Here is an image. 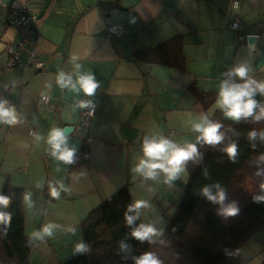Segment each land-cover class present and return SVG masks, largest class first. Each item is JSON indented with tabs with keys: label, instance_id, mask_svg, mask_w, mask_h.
<instances>
[{
	"label": "crops",
	"instance_id": "crops-1",
	"mask_svg": "<svg viewBox=\"0 0 264 264\" xmlns=\"http://www.w3.org/2000/svg\"><path fill=\"white\" fill-rule=\"evenodd\" d=\"M14 8L37 18L24 31L35 39L19 53L17 65L9 66L5 43L22 35L7 25ZM236 15L239 30L230 27ZM118 23L123 33L106 36L105 26ZM179 35L185 70L136 55ZM30 50L44 61L41 69L26 63ZM241 64L250 67L249 77L264 81V0H11L8 5L0 0V101H8L18 117L15 125L0 123V191L9 184L31 194V206L22 200L28 238L48 223L57 226L51 237L31 239L27 264H58L74 255L82 220L123 185L134 201H148L139 213L142 223L154 215L156 225L165 222L169 204L183 197L187 171L171 183L163 173L153 180L134 172L145 158L143 141L164 136L179 145L194 142L199 133L193 123L201 116L212 121L222 112L215 104L219 84L229 79L224 73ZM61 72L76 90L60 87ZM88 74L98 82L92 96L77 83ZM201 93L209 95L201 100ZM41 94L48 104L41 103ZM86 99L96 103L87 126L77 105ZM67 125L68 147L77 148L74 157L83 145L89 148V158L72 168L56 160L47 143L53 128ZM122 126L136 135L124 137ZM50 180L59 198L48 194ZM227 263L264 264V224Z\"/></svg>",
	"mask_w": 264,
	"mask_h": 264
},
{
	"label": "trees",
	"instance_id": "trees-1",
	"mask_svg": "<svg viewBox=\"0 0 264 264\" xmlns=\"http://www.w3.org/2000/svg\"><path fill=\"white\" fill-rule=\"evenodd\" d=\"M139 54L144 61L185 70L181 35L156 47L139 49L136 55ZM180 58L183 59L181 66ZM208 95L201 93L200 99L205 100ZM254 98L264 104V95L257 93ZM212 121L223 125L220 131L225 134V139L215 146L197 143V140L192 142L197 145L200 155L185 163L187 181L183 197L175 204L159 240L149 244L131 237V228L125 222L124 213L134 200L129 187L123 185L92 208L80 223L82 241L90 250L85 254L71 255L58 264H135L133 257L147 251L154 252L162 264H228L229 256L264 224V201L253 200L254 196L264 195L260 188L264 183V160L259 159L264 154V141L259 135L254 141L247 139L250 130L264 131V120L256 122L249 117L236 122L226 118L222 112H216ZM231 142L238 144L235 162L222 151ZM253 143L255 149L251 147ZM85 155L87 160L89 148L83 145L70 168L84 162ZM257 170L262 174L255 175ZM248 180L257 182V190L248 200L238 203V214L227 220L219 213L220 204L211 203L196 194L202 187L219 182L226 191L225 203L235 192H243ZM212 191L215 193L216 189ZM0 194L11 198L6 211L12 213L10 227L5 229L0 225V262L27 264L33 242L24 232L23 188L8 184L2 187ZM141 223L139 215L133 227ZM121 240L130 245L129 250L120 251Z\"/></svg>",
	"mask_w": 264,
	"mask_h": 264
},
{
	"label": "clouds",
	"instance_id": "clouds-1",
	"mask_svg": "<svg viewBox=\"0 0 264 264\" xmlns=\"http://www.w3.org/2000/svg\"><path fill=\"white\" fill-rule=\"evenodd\" d=\"M79 68V65H76ZM250 67L248 65L241 64L228 72L224 73L229 79L222 80L219 84V91L217 99L215 101L216 107H218L224 116L232 121L239 122L241 119L247 120L251 117L254 121L259 122L264 120V104L259 103L254 97L259 93L264 95V81H258L248 76ZM232 77H238L242 82L236 83ZM57 83L61 88L70 87L72 90H76V84L72 83L71 77H65V74L61 72L57 78ZM77 83L83 92L92 96L98 87V82L94 81L92 74L81 75L78 77ZM91 101H79V107H88ZM8 101H0V123H6L9 125H15L18 123V117L14 107L6 106ZM223 125L219 122H213L208 119L207 116H201L200 122L193 123V131L199 133L196 140L197 143H204L207 145L215 146L221 144L225 139V134L220 131ZM264 141V131L257 132L256 130H250L247 133V139L251 142L254 141L257 136ZM36 139L40 137L37 135ZM68 138L64 134V130L60 128H53L47 139L48 145L51 148V155L58 161H63L65 164H71L74 162V153L77 150L76 147L69 148L67 144ZM253 149L256 145L251 144ZM238 144L236 142L229 143L222 149L227 154L230 161L235 162L238 156ZM143 155L144 159H141L134 167L133 171L140 173L142 176L155 180L160 173H163L166 177L165 183H171L174 181L180 173L185 170V163L189 160L195 159L199 156L197 145L194 143H188L185 145H179L174 141L160 136L159 139L145 137L143 141ZM260 160H264V154L259 157ZM205 176L207 172L205 171ZM261 171L257 170L255 175H261ZM63 187V185H61ZM215 188V193L212 189ZM262 191H264V183L260 185ZM197 195H202L209 202L220 204L219 213L224 217L235 216L239 212V208L236 202H231L225 205L226 191L219 182L211 185L204 186L196 192ZM52 198H59V192L57 189L52 188L50 191ZM254 202L264 201V195H257L253 197ZM24 201L28 206H31V194H24ZM11 198L4 194H0V225H3L5 229L10 227L12 213L6 211L10 207ZM149 207L147 200H136L127 205V210L124 213V219L126 224L131 228V237L135 240L143 243L147 241L149 244L155 243V237L160 236V233L152 223H141L138 226L133 227L136 220L139 217L140 210ZM133 213V214H129ZM57 226L48 223L39 231L32 233L29 239H44V237H51L53 235V229ZM70 231H74L71 230ZM120 251H127L130 245L125 243L124 240L119 242ZM89 246L80 241L74 245L73 254H85L89 251ZM135 264H162V261L157 257L154 252L147 251L139 256L133 257Z\"/></svg>",
	"mask_w": 264,
	"mask_h": 264
},
{
	"label": "built area",
	"instance_id": "built-area-1",
	"mask_svg": "<svg viewBox=\"0 0 264 264\" xmlns=\"http://www.w3.org/2000/svg\"><path fill=\"white\" fill-rule=\"evenodd\" d=\"M238 0H232L233 4H236ZM37 16L25 8H14L10 11L9 16L7 18V25L15 28L22 32L21 37L17 39L8 40L5 43L4 50L7 55V63L9 66L17 65V56L23 50L28 48L29 40L35 39L33 34L29 35L24 32L32 23L36 21ZM230 27L236 30L241 29L240 19L238 15L234 16L232 21L230 22ZM105 34L106 36H113V35H121L123 33V25L121 23L118 24H108L105 26ZM242 35H239V39H242ZM28 65H33L36 68L41 69L44 65V61L37 56V53L34 50L29 51V56L26 61ZM41 103L48 104L49 98L45 94L40 95ZM84 101H91V104L88 107H79L80 116H81V123L87 126L93 116L95 115L96 111V103L91 99H86ZM48 194L52 188H55V183L53 181H48L47 183Z\"/></svg>",
	"mask_w": 264,
	"mask_h": 264
},
{
	"label": "rangeland",
	"instance_id": "rangeland-1",
	"mask_svg": "<svg viewBox=\"0 0 264 264\" xmlns=\"http://www.w3.org/2000/svg\"><path fill=\"white\" fill-rule=\"evenodd\" d=\"M257 188H258V184H257V182H255V181H251V180H248V181L246 182V186H245V188H244V191L241 190V191H243V192H240V193L235 192V193H234L233 195H231V196L229 197V199L225 202V205H227L228 203H231V202L234 201V202H236V204H237V206H238V203H240V202H242V201H246V200H248V198H250V197L252 196L253 192L256 191ZM184 190H185V187H184ZM183 194H184V191H183ZM181 199H182V197L179 199V201H180ZM179 201H178V202H179ZM163 210H164V209H163ZM174 210H175V204H174V205L169 204L168 208H167V209L165 210V212L163 213V217H164V219H166V220H165V222L162 220V223H160L159 225H156V224H157V219H158V217H157L156 215H154V216H152V217L146 219L145 223H152L154 227H159V226L162 227V226L165 224V225L162 227V229H160V233H163L164 228L166 227V225H167V223H168V221H169V218L171 217V215H172V213L174 212ZM161 213H162V210H161ZM222 217H223V219L227 220V219H229L230 217H233V216L224 217V216L222 215ZM161 224H162V225H161ZM158 229H159V228H158ZM161 235H162V234H161ZM161 235L158 236V237H155L154 240H155V241L159 240L160 237H161ZM245 242H246V241H245ZM245 242H244V243H245ZM244 243H243V244H244Z\"/></svg>",
	"mask_w": 264,
	"mask_h": 264
},
{
	"label": "water",
	"instance_id": "water-1",
	"mask_svg": "<svg viewBox=\"0 0 264 264\" xmlns=\"http://www.w3.org/2000/svg\"><path fill=\"white\" fill-rule=\"evenodd\" d=\"M11 0H4V2L8 5ZM252 37V36H251ZM255 37V36H254ZM64 134H67L71 130V126L67 125L63 128ZM121 131L123 133V136L126 138H132L136 135V131L128 128L126 126H122Z\"/></svg>",
	"mask_w": 264,
	"mask_h": 264
}]
</instances>
